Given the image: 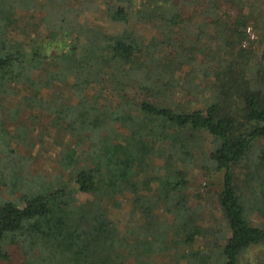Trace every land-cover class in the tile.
Listing matches in <instances>:
<instances>
[{"label":"trees","instance_id":"obj_1","mask_svg":"<svg viewBox=\"0 0 264 264\" xmlns=\"http://www.w3.org/2000/svg\"><path fill=\"white\" fill-rule=\"evenodd\" d=\"M253 21L264 0H0V264H264Z\"/></svg>","mask_w":264,"mask_h":264},{"label":"rangeland","instance_id":"obj_2","mask_svg":"<svg viewBox=\"0 0 264 264\" xmlns=\"http://www.w3.org/2000/svg\"><path fill=\"white\" fill-rule=\"evenodd\" d=\"M22 23L21 22H19V25H21ZM262 25H259L258 24V26L259 27H256V25H257V22H255V21H253L251 24H250V26H249V35H250V40L251 41H256L257 39L259 40V38L261 37V36H263L264 37V23H261ZM259 29V30H258ZM11 36L15 39H17L18 37H19V34H18V32L16 31V30H14L12 33H11ZM257 43V42H256ZM255 43V44H256ZM18 126V124L17 123H13L12 124V130H15L16 129V127ZM39 129H40V131L41 130H43L44 129V127L40 124V126H39ZM16 135H17V137L19 136L17 133H15ZM38 150H39V148H38ZM22 151L23 152H25V150L22 148ZM38 153L40 154V156H42V157H44L47 153L45 152V151H38ZM55 155V153L54 154H51V156H54ZM47 161L48 160H46V162L45 163H47ZM56 166V165H55ZM41 168L42 169H51V170H53V168H54V166L52 165V166H50V165H48V164H44V163H42L41 164ZM56 169V168H55ZM202 189V186H200V184H198V183H195L194 184V187H193V190L194 191H196V190H201ZM201 191H204V190H201ZM212 197V196H211ZM210 197V198H211ZM209 197L207 198V199H210ZM214 207V208H213ZM217 204H216V202L213 204V205H211V204H207L206 205V209L203 211V216H204V218H205V220H207V223H210V224H213V220L215 221V216H217ZM125 216V214H121V213H112V215H111V217H112V219H113V221H115L116 223H118L119 224V226H121L122 224H124V220H125V218L126 217H124ZM20 256H22V254L21 253H16L14 256H13V258H12V260H11V262H9V263H3V264H17L19 261H20ZM134 262V260L132 259L131 260V264Z\"/></svg>","mask_w":264,"mask_h":264}]
</instances>
